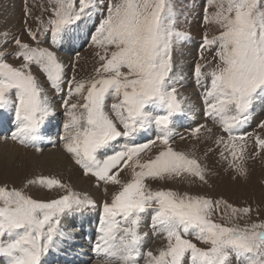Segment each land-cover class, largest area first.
I'll return each instance as SVG.
<instances>
[{
  "label": "snow or ice",
  "instance_id": "snow-or-ice-1",
  "mask_svg": "<svg viewBox=\"0 0 264 264\" xmlns=\"http://www.w3.org/2000/svg\"><path fill=\"white\" fill-rule=\"evenodd\" d=\"M30 16L26 5L28 41L0 34V117L11 113L15 125L3 139L43 153L57 117L50 89L61 98L62 149L107 198L98 203L56 175H34L20 188L0 184V264H44L62 220L97 211L93 251L104 264H264V219H252L258 208L167 186L207 185L212 153L233 178L245 179L247 162L264 155V136L244 131L264 101V0H205L199 61L205 50L215 55L192 68L205 122L187 136L177 133V120L195 105L180 91L174 53L191 37L179 28L173 0H46L35 28ZM79 41L95 49L97 61L80 79L76 62L69 77L53 50ZM177 135L207 145L204 158L178 150ZM30 186L58 195L34 198ZM146 217L152 235L165 241L155 251L145 250Z\"/></svg>",
  "mask_w": 264,
  "mask_h": 264
},
{
  "label": "rangeland",
  "instance_id": "rangeland-1",
  "mask_svg": "<svg viewBox=\"0 0 264 264\" xmlns=\"http://www.w3.org/2000/svg\"><path fill=\"white\" fill-rule=\"evenodd\" d=\"M9 1V2H8ZM3 2V3H2ZM103 2V0H101ZM8 3H15L16 10L13 12L15 16L11 19V21H6V12H4L3 5ZM175 9L178 13V21H179V28L182 31H186L190 34L191 39L187 42L182 43L176 52L174 53V56H176V53L186 54L188 51H192L191 58L189 59V72L187 71L186 76L183 80V86L180 87V91L183 93V95L187 96V93L194 92L199 93L201 92V89L198 88L192 78V68L196 62L199 61V57L201 55L200 51V43L202 41V37L205 31V27L202 23V14L205 7V0H173ZM2 5V6H1ZM32 9V16L28 17V26L35 28L36 21L33 19V17L39 15L40 8L42 5H46V0H0V34L2 33H8L9 39L12 37H20L22 40L28 41L29 36L25 32V7ZM46 15V14H45ZM5 20V21H4ZM8 20V19H7ZM81 43L78 47H75V50H71L69 52L68 49H64V47L60 48H53L54 51L57 52V55H62V61L67 66V73L70 77L72 75V64L75 61L76 62V74L77 78H86L89 75L92 74L94 68L97 66V61L94 56L95 49L90 47L89 44L84 43L81 41ZM47 46V45H45ZM14 48V45H9L7 50H12ZM68 50V53L65 51ZM61 53V54H60ZM64 53V54H63ZM77 53H79V60L77 61ZM58 55V56H59ZM66 55V59L63 58V56ZM204 61L199 62H205V61H211L213 56L215 55V49L212 50H205L204 53ZM60 57V56H59ZM176 60V59H175ZM9 61L13 62V58L9 57ZM186 61H181L180 68L183 67V64H185ZM188 69V68H187ZM38 78L44 82L45 87L47 88V82L45 80V77L42 73L36 72ZM185 88V89H184ZM50 90V89H49ZM184 90V91H183ZM50 94L54 97L57 110V117L55 120H53L50 124L47 125L46 132L44 133L46 141H52L54 138L55 144L53 143H45L41 147L43 148V153H46L50 151L51 149H54V147L58 150H64L62 149L60 142H59V135L62 134L63 131V122L64 117L61 115L63 112V109L60 107L61 104V98L59 96H56L52 91H49ZM185 93V94H184ZM258 104L262 105V102H258ZM257 104V105H258ZM258 105V113L255 111L253 112L252 120L253 122H249L250 127L247 129H244L245 132L248 133H254L259 134L261 136H264V130L260 129L258 125L261 121H264V108ZM11 113H7V116L10 117ZM9 118L8 119V134L15 130L14 125V119ZM201 120H199L200 122ZM204 121V120H203ZM202 121V123H204ZM179 125V120H177V127ZM192 125V124H191ZM188 127V126H186ZM186 127H180L179 133L180 135L187 136L188 132L190 131ZM209 127H213L211 122H209ZM57 131V132H56ZM214 132L219 133L218 128H214ZM51 134V135H50ZM152 134V133H151ZM48 135V136H47ZM3 136H0V139ZM48 137V138H47ZM52 137V138H51ZM152 136L146 137V139H150ZM51 139V140H50ZM146 139L144 138L142 142H145ZM141 141V140H140ZM8 145H15L22 147V150H25L24 146L19 145L17 142L11 141L10 139L7 141ZM253 143L250 141V144ZM57 144V145H56ZM58 146V147H57ZM174 146L178 150H186V151H193L195 150L198 155L201 156V158H204V151L207 147V145L204 144H198L194 139L188 138L185 140H181L180 136L177 135L174 141ZM36 152L34 148H29ZM41 154V153H40ZM65 155H67L64 152ZM68 156V155H67ZM19 158H22L23 160H19ZM71 160V159H70ZM72 161V160H71ZM74 166V169L79 170V178L87 179V188L88 190L82 188L81 185L78 184V182L72 179V168L69 166L68 171L67 170H59L55 168H47L43 165H37L34 160L28 155L25 154L24 156L19 155L17 159H9V156L7 154H1L0 153V184L7 183L9 186H14L17 188H20L22 185H24L26 179L32 178L34 175L38 174H44V175H56L66 182H69L72 184V186L80 192H88L90 195H92L97 202L99 203L103 199H106L102 188H97L95 186V179L93 177L85 176L83 175V172L81 169H79L78 166L74 164V162H71ZM206 163L208 164L209 168L212 170V175L209 178V183L207 185H200V184H188L186 182H180L177 181L175 183H171L167 186L173 187L178 191H188L192 194H201V195H207L213 199H219L223 198L227 200L229 203L234 204L236 206H245V205H251L253 209H259L260 216L257 217L255 215V212L253 213L252 219H264V155H261L255 159H251L247 162V168H248V176L245 179L244 177H234V173L231 170L227 169V165L219 162V157L212 153L209 154ZM36 164V165H35ZM81 172V173H80ZM155 187V185H154ZM29 193L34 197L38 199H51L55 198L58 193L56 191H50V190H42L38 188L37 186H30L28 189ZM93 190L98 191L97 193H94ZM114 189L110 186L109 187V194ZM99 215V213H97ZM87 216V213H86ZM218 219V217H216ZM65 218L62 220L61 223V229H63V224ZM243 223V221H241ZM91 221L89 220V224ZM97 224H92V236L89 238L86 237L87 243L89 242L91 245V240H93V232L94 229L97 230ZM150 220L149 218H145L144 223L142 224V231L147 232L149 239L146 245L145 250H153L155 251L158 249V247H162L165 243L162 237H154L151 233L150 229ZM192 238V237H189ZM59 236L56 238L54 246L48 254L44 257V260L46 258H50L52 255V252L57 248V244L59 243ZM195 242V241H194ZM199 246L203 247L204 245L202 243L197 242ZM156 247V248H155ZM55 257V253L53 254ZM60 260H54L57 261L58 264H74L71 263L72 261L65 260V256L60 255ZM92 256V255H90ZM59 257V256H58ZM57 257V258H58ZM62 257L64 259H62ZM67 261V262H65ZM64 262V263H63ZM45 263V262H44ZM101 264L104 263L102 259H92L90 261H87V264ZM142 264V262H141Z\"/></svg>",
  "mask_w": 264,
  "mask_h": 264
},
{
  "label": "bare ground",
  "instance_id": "bare-ground-1",
  "mask_svg": "<svg viewBox=\"0 0 264 264\" xmlns=\"http://www.w3.org/2000/svg\"><path fill=\"white\" fill-rule=\"evenodd\" d=\"M3 6L4 7L1 10H4V12H6V16H5L6 21L7 22L11 21V19L15 16V14L13 13L16 10L15 3H13V4L8 3V4H4ZM13 20H14V18H13ZM79 44H80V41L77 42L76 45H79ZM81 44H83V43H81ZM63 47H64V49L70 50V49H73L75 46L73 47L71 45H64ZM68 50H65V51L68 52ZM73 50H75V49H73ZM192 53H193L192 51H188L186 54L176 53V56H175L176 63H177L178 68L180 69L183 77H185L186 74H188L187 71L189 70V64H190L189 59L191 58ZM59 56L62 59V55H59ZM65 56L66 55H64L63 58L66 59ZM181 61L182 62L186 61V63L183 64V67L180 68ZM50 97L52 99H54V97L51 94H50ZM187 97H189L190 101L195 105V111H193L192 113H190L186 117L178 119L179 125L177 127V124H176V131H179V128L181 126L183 127V126H190L191 124H199V123H202V121L204 120V117L202 115V106H201V102H200V94L199 93L195 94L194 92H189V93H187ZM54 101H55V99H54ZM261 102H262V105H260L258 103L257 104L264 108V101H261ZM257 104L255 105V108H254V111L256 113H258V111H259ZM57 110H58V108H57ZM6 114H4L2 117H0V136L5 134V133H1V130H4V128H5ZM252 117H253V115H252ZM199 120H201V121L199 122ZM251 120H252V118H251ZM251 122H253V121H251ZM248 127H250V126H246L244 129H247ZM148 136L150 137V136H152V134L149 133ZM54 138L52 141H54ZM145 139H146V137H145ZM142 140L139 142H142ZM45 143H51V142L46 141V139H44V141L41 143L40 147ZM23 149H25V150H22V147H20L18 145L17 146H15L13 144L8 145V143L5 142L4 139H0V153L1 154H7L9 156V159H11V160L17 159L19 155L24 156L25 154H28L32 158V160H34V162L37 165H43V166H46L47 168L49 167V168H55V169H59V170H67L68 171V168L70 166L72 168V171H71V174L73 175L72 179L74 181L76 180L78 182V184L82 186V188L88 190L87 179H85V178L80 179L79 178V170L74 169V166L72 165V163H71L72 161L70 160L69 156L65 155L61 149L58 150L54 147V149H51L50 151L44 153L43 155L38 153V152H35L32 149H28L26 147ZM19 160H23V159L19 158ZM93 191H94V193L98 194V191H96V190H93ZM90 215L91 216H85V215L79 216V215H77V216L66 217L64 220L65 223L63 224V229H61L62 234L59 235V239H60L59 243L57 244V248L54 250V251H57L59 255H62V256L64 255L65 260L66 259L68 261L72 260L74 264H87V262H86L87 260L101 259L97 255H95L93 257L90 256V255L95 254V252L93 251V248L90 247V246H93V241H94L95 236H93V240H91V245H89L87 243L86 237L88 236L90 238L92 236V231H91L92 227L91 226H92V224L95 225L96 223H90L89 224V220H90V218H94V217L99 216V215L94 214V213H91ZM97 226H98V224H97ZM95 233L97 235V230H95ZM57 257H53L51 255L50 258H46L44 260V262H45L44 264H54V260H60V257H58V258ZM89 264H91V263H89ZM101 264H104V263H101Z\"/></svg>",
  "mask_w": 264,
  "mask_h": 264
}]
</instances>
